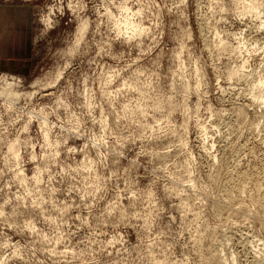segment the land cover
Instances as JSON below:
<instances>
[{"label":"clouds","instance_id":"clouds-1","mask_svg":"<svg viewBox=\"0 0 264 264\" xmlns=\"http://www.w3.org/2000/svg\"><path fill=\"white\" fill-rule=\"evenodd\" d=\"M17 37L0 264H264V0H0Z\"/></svg>","mask_w":264,"mask_h":264},{"label":"crops","instance_id":"crops-1","mask_svg":"<svg viewBox=\"0 0 264 264\" xmlns=\"http://www.w3.org/2000/svg\"><path fill=\"white\" fill-rule=\"evenodd\" d=\"M23 40H20V42L19 37H17L12 41L10 50H3V55H0V66L3 69L16 72L24 70L27 67L28 62L17 59L19 55L25 54L26 49L28 51L29 48L28 40L26 44L23 42Z\"/></svg>","mask_w":264,"mask_h":264},{"label":"rangeland","instance_id":"rangeland-1","mask_svg":"<svg viewBox=\"0 0 264 264\" xmlns=\"http://www.w3.org/2000/svg\"><path fill=\"white\" fill-rule=\"evenodd\" d=\"M20 40L21 39L19 38V41ZM12 41H13L12 38H8L7 40L4 41V43L0 44V47H2L3 50L4 49L7 50V51L10 50ZM23 42L26 44L27 43V39L25 38L23 40ZM28 43H29V41H28ZM5 56H8V55H5ZM17 59H19L21 61H24V62H28V65H27V67L24 70L16 71V73L23 74V75H26V76L29 75V73L31 72L32 63H33V55H32V49H31L30 43H29L28 51L26 49L25 54L19 55V57ZM0 70H5V69H3L0 66Z\"/></svg>","mask_w":264,"mask_h":264}]
</instances>
